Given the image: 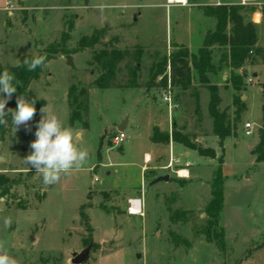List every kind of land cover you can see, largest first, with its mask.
Returning a JSON list of instances; mask_svg holds the SVG:
<instances>
[{"label":"rangeland","instance_id":"1","mask_svg":"<svg viewBox=\"0 0 264 264\" xmlns=\"http://www.w3.org/2000/svg\"><path fill=\"white\" fill-rule=\"evenodd\" d=\"M215 1L188 0L187 5L167 7L166 0H0V72L16 65L23 54L37 55L51 45L60 48L28 86L26 97L36 98L31 131L23 126L15 132L10 122L0 140V239L8 242L18 264H73L72 253L90 243L82 264H264V162H256L251 153L261 123L264 63L247 61L238 70L243 87L235 90L228 81L231 68L222 59L224 47L212 46L216 70L205 75L218 87L224 124L235 125V132L220 143L208 111L207 84L193 57L216 21L200 5ZM262 2L254 0L249 5L255 10L244 12L245 20L256 25L258 44L264 43ZM98 31L105 36L83 47V36ZM109 40L128 54L118 64L113 86L99 88L94 80L101 69L94 55ZM180 48L188 51L184 64L191 82L186 88L174 85L178 106L171 118L161 86L155 85L160 80H151V67ZM135 65L137 86H126ZM71 85L77 93L89 88L88 109L80 106L81 117L72 122L82 98L75 102L69 97ZM238 95L246 107L236 120L233 98ZM40 101L44 104L39 107ZM43 107L74 129L75 142L89 154L82 168L48 186L23 160ZM125 120V140L114 145L117 124ZM247 121L251 134L245 133ZM155 128L168 133L169 142L178 132L198 146H215L216 157L199 163L204 159L191 150L172 167L160 168L168 161L169 145L152 140ZM176 143L181 151L188 148ZM145 152L159 157L145 163ZM219 165L225 176L224 203L213 227L223 230V247L210 241L205 229L211 179ZM180 168H188L190 175L179 176ZM165 174L168 180L155 181ZM131 199L141 203L139 213V208L135 214L129 211ZM7 216L13 224L5 229Z\"/></svg>","mask_w":264,"mask_h":264},{"label":"trees","instance_id":"2","mask_svg":"<svg viewBox=\"0 0 264 264\" xmlns=\"http://www.w3.org/2000/svg\"><path fill=\"white\" fill-rule=\"evenodd\" d=\"M203 12L207 16H212L215 18V28L209 31L205 38L203 45L199 48L197 54L193 55L195 60V67L200 72L202 80L207 84L209 91V103L208 111L213 118V132L219 137L220 143L223 142L224 138L235 132L234 126L230 127L225 125V118L222 112L219 110L218 105L220 103V95L218 94V87L216 84L211 83L205 71H215L216 65L212 60V46L218 45L224 47V52L222 53V59L228 61V65L231 68L230 76L228 81L232 84L235 90H240L243 87V76L238 70L247 62H256V59H260L264 63V46H257V31L256 25L251 20H245L244 12L247 10L254 11L255 7L249 4L243 3H220V4H203L200 5ZM261 12L264 16V3L261 8ZM102 31L93 33L90 36H83V47L95 45L101 38H103ZM108 46L97 51L94 55L95 62L100 66L101 72L99 76L94 80L95 86L99 88H108L113 86V80L116 75L117 67L120 61L128 54V50H122L115 47L112 41L109 40L105 42ZM179 51H172L168 59H164L162 62L156 63L151 67L152 82H155L158 76L162 75L166 69L167 65L170 67V76L172 83L174 85H180L182 87H188L191 82V76L189 69L185 66V58L188 54L187 48H180ZM60 52V48L51 45L40 51L37 55L47 56V61H49L54 54ZM135 60L139 61L138 52L135 53ZM32 54H23L18 62L23 64L25 59H31ZM17 65V64H16ZM16 65L11 66L8 71L14 73L18 80L22 81V87H17V92L12 96L7 104V108H16V98L20 95L27 96L30 92L28 86L33 79L38 78L42 67H38L34 72H29L25 67H17ZM156 67V68H154ZM138 70V65L130 67L129 71L131 74V79L126 86L135 87L137 86L135 73ZM166 82V77L164 76L160 81L155 83V85L162 86ZM262 103H261V123L258 128V140L251 149V153L255 155L256 162H264V82L262 83ZM77 88L71 85L69 88V97L73 101H77L79 97L82 98L71 115V122L75 118H80L81 113L79 112V107L84 106L85 111H87L88 98H89V88H81L77 93ZM44 104V101L39 102V107ZM233 104L235 106V117L238 120L241 116V112L245 109L246 105L243 100H241L240 95L233 98ZM11 122L9 117L8 124ZM83 126L87 127L89 125L87 120L83 121ZM7 126L0 125V140L3 139L4 134L7 131ZM153 141L168 142L170 136L168 133H161L157 128H155L153 135L151 136ZM172 141L181 142L186 147L196 150L200 155L208 157H216V153L213 148H204L191 142L186 136L181 135L178 132H173L171 135ZM224 179L222 165H219L216 170H214L213 177L211 179V199L208 202L205 212L209 218V225L205 227L207 231V237L210 241H215L219 246H224V232L223 230H216L213 226L217 227L219 215L223 209L224 203ZM214 228V231L212 230Z\"/></svg>","mask_w":264,"mask_h":264},{"label":"clouds","instance_id":"3","mask_svg":"<svg viewBox=\"0 0 264 264\" xmlns=\"http://www.w3.org/2000/svg\"><path fill=\"white\" fill-rule=\"evenodd\" d=\"M102 7V6H101ZM45 55L33 56L25 59L23 64L17 62V67H25L27 71L34 72L38 67L45 65ZM22 87L14 73L5 69L0 72V125L8 126L9 117L15 132L24 126L31 131L29 123L36 115L35 99H28L24 95L16 98V108H7L9 100L17 92V87ZM41 119L36 123L35 139L30 142V153L23 159L42 177L44 185H55L61 178L72 170H79L89 159L86 149H82L75 142L74 129L66 126L54 113L46 107L41 108ZM13 224V218H3L5 229ZM0 264H18L16 258L10 254L8 242L0 239Z\"/></svg>","mask_w":264,"mask_h":264},{"label":"built area","instance_id":"4","mask_svg":"<svg viewBox=\"0 0 264 264\" xmlns=\"http://www.w3.org/2000/svg\"><path fill=\"white\" fill-rule=\"evenodd\" d=\"M243 4H249L251 2H253L254 0H241ZM221 2L219 0L215 1L214 4H220ZM174 4H179V5H187L188 4V0H166V6H171ZM259 18V17H258ZM256 18L255 21L258 19ZM166 77V82L164 85L161 86V95H162V100L164 102H166L167 104V108H168V114L169 116L172 118V112L174 110V108H176L178 106V103L175 101L174 99V95H173V88H174V84L172 83L171 80V76H170V67L169 65H167V69L166 71L158 76V79L161 80L163 77ZM245 133L246 134H251L252 133V123L247 121L245 123ZM112 142L114 145H121L122 142L125 140V133L123 130H118L113 136H112ZM167 167H172V161L168 163ZM181 170H186V169H177L176 173L179 176H187L188 173L186 174H181ZM132 201L133 199H131L129 201V211L131 213H133L131 206H132ZM141 209V203L139 204V211L137 213L140 212ZM135 214V213H133Z\"/></svg>","mask_w":264,"mask_h":264},{"label":"crops","instance_id":"5","mask_svg":"<svg viewBox=\"0 0 264 264\" xmlns=\"http://www.w3.org/2000/svg\"><path fill=\"white\" fill-rule=\"evenodd\" d=\"M220 1V0H219ZM221 2V1H220ZM261 2V1H260ZM222 3V2H221ZM225 3H228V4H231V3H242V1L241 0H239V1H229V2H225ZM263 3V2H262ZM211 4V3H210ZM261 17V16H260ZM264 44V43H263ZM263 44H258V43H256V45L257 46H262ZM260 61V60H259ZM257 63H259V62H254V63H250L251 65H254V64H257ZM226 77L225 76H223V79H225ZM246 97V99L248 98V96L246 95L245 96ZM153 98L154 99H156V97L155 96H153ZM158 120H159V125L161 124V119L160 118H158ZM123 123H125V126H123V129H121V130H123L124 131V129L126 128V126H127V123H128V121L127 120H125ZM158 125V127H159V130L160 131H164V129H162L160 126ZM119 127H122V124H117V129L119 128ZM119 130V129H118ZM116 133V132H115ZM257 140H258V138H257ZM257 140H256V142H257ZM255 142V143H256ZM168 143V145H169V157H168V161L164 164H161L159 167L161 168H163L165 165V167H167V165H168V163L169 162H171L172 161V166L174 165V164H176L177 162H180V158L179 157H181V156H183V157H189L190 156V151L192 150V151H196V150H194V149H191V148H187L186 150H183V151H181V148L179 147V145H177V143L175 142H173V141H168L167 142ZM255 145V144H254ZM213 148L215 149V146H213ZM216 150V149H215ZM197 152V151H196ZM217 152V151H216ZM198 153V152H197ZM199 154V153H198ZM200 155V154H199ZM157 157H159L158 155L157 156H155V157H153V156H151L148 152H145V154H144V162L145 163H147L148 161H151V160H153L154 158H157ZM201 157L204 159L202 162H199V163H203V162H206V160L207 159H209V160H213L214 158H212V157H207V156H203V155H201ZM185 161H186V163L188 164V165H193L194 164V162H192V161H190V160H186L185 159ZM168 168V167H167ZM141 169H144V165H142V168ZM182 169H186L187 170V172H188V175L187 176H189L190 175V170L188 169V168H182ZM224 173L226 174V172H225V170H224Z\"/></svg>","mask_w":264,"mask_h":264},{"label":"water","instance_id":"6","mask_svg":"<svg viewBox=\"0 0 264 264\" xmlns=\"http://www.w3.org/2000/svg\"><path fill=\"white\" fill-rule=\"evenodd\" d=\"M71 60V59H69ZM187 65V63H185V66ZM159 120L157 119L156 122H158ZM31 124V122L29 123V125ZM123 126H125V123L122 124V127H119L118 129L121 130L123 129ZM23 126H21L19 129H22ZM169 175L165 174V175H161L159 176L157 179H155V181H159V180H168ZM107 244V243H106ZM91 248V243L89 245H87L83 250H81L80 252H73L72 253V263L73 264H82L89 255V251Z\"/></svg>","mask_w":264,"mask_h":264},{"label":"bare ground","instance_id":"7","mask_svg":"<svg viewBox=\"0 0 264 264\" xmlns=\"http://www.w3.org/2000/svg\"><path fill=\"white\" fill-rule=\"evenodd\" d=\"M180 173L181 174H186L188 172H187V170H181ZM138 208H139V202H138V200H133L132 201V206H131V209H132L133 213L137 212Z\"/></svg>","mask_w":264,"mask_h":264}]
</instances>
